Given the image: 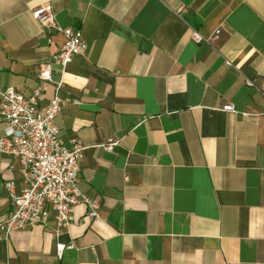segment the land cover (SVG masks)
Instances as JSON below:
<instances>
[{
  "label": "crops",
  "instance_id": "0c3cea01",
  "mask_svg": "<svg viewBox=\"0 0 264 264\" xmlns=\"http://www.w3.org/2000/svg\"><path fill=\"white\" fill-rule=\"evenodd\" d=\"M46 1L0 0V89L30 94L62 44L31 16ZM49 1L87 44L51 68L79 100L56 123L64 145L85 146L79 187L100 209L77 204L58 236L52 215L11 232L0 264H264V0ZM7 180L19 189L22 175L0 153V220Z\"/></svg>",
  "mask_w": 264,
  "mask_h": 264
},
{
  "label": "built area",
  "instance_id": "2783aa9c",
  "mask_svg": "<svg viewBox=\"0 0 264 264\" xmlns=\"http://www.w3.org/2000/svg\"><path fill=\"white\" fill-rule=\"evenodd\" d=\"M31 16L45 30L59 33L64 39L49 62L41 64L38 74L41 84L30 94H24L14 86L0 89V122L3 125L0 153L15 158L22 175L19 189L13 180L4 183L11 209L0 220V240L16 230L47 225L51 215L55 222L54 234L58 236L70 224L77 204L86 206L88 218L98 217L100 209L99 200L79 187L80 159L85 146L77 141L70 147L64 145L56 123L61 109L69 103L79 104V100H69L61 95L64 82L62 77L53 79L51 68V63L55 62L63 74L73 58L86 51L87 44L80 28L62 27L57 22L49 0L35 6ZM218 33L217 29L215 35ZM190 38L197 43L209 40L196 30L190 32ZM245 82L255 86L249 78ZM46 83L53 84V96L40 105ZM222 109L238 113L231 103L224 104ZM117 143L108 140L103 147L112 150ZM71 247L72 243L56 244L59 253Z\"/></svg>",
  "mask_w": 264,
  "mask_h": 264
}]
</instances>
